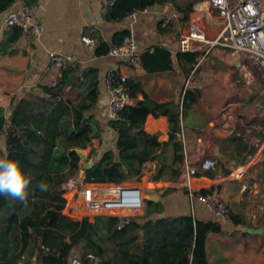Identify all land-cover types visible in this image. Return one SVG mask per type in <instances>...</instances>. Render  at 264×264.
<instances>
[{"label": "trees", "instance_id": "obj_1", "mask_svg": "<svg viewBox=\"0 0 264 264\" xmlns=\"http://www.w3.org/2000/svg\"><path fill=\"white\" fill-rule=\"evenodd\" d=\"M37 2L0 0V15L16 3L33 8ZM175 3L176 0H118L109 6L106 18L120 22L134 12L171 4L176 19L158 27L160 31L175 28L176 34L177 26L188 22L193 3L183 6ZM7 35L0 45V55L15 54L9 49L22 37V30L12 27ZM127 36L129 33L123 31L115 34L110 43L98 40L95 57L107 56ZM201 56L198 49L175 55L182 65L184 79L194 71ZM140 62L146 72L160 74L172 69V54L165 48L154 47L143 52ZM119 77L118 72L111 74L114 80ZM98 81L95 69L69 63L61 70L55 86H45L42 94L27 93L23 98H14L7 119L0 106V136L4 138L0 159L16 161L27 181L23 201L0 194V264H70L76 254L81 264H91L90 256L97 257L98 264H208L206 241L210 234L221 232L220 226L186 215L161 217V202L145 200L141 215L128 219L104 216L93 221L76 220L63 214L65 184L82 170L86 183H138L152 165L150 182H177L185 164L193 169V177L214 178L218 169L241 166L247 158L245 152L250 144L243 138H217L216 142L229 145L235 154L219 158L213 170H202L205 159H190L187 142L181 136L186 141L182 121L201 102L203 91L186 87L177 101L158 103L146 96L143 101H136V92L141 90L139 84L126 79L131 103L108 123L117 135L115 150L103 152L95 160L91 145L101 138L103 131L91 115L99 96ZM232 100H224V107L239 104L240 100ZM53 113L56 133L51 136L45 126L47 116ZM148 116L167 119L166 142L144 131ZM80 152H86L84 158L79 156ZM91 161L93 166L86 168ZM38 185L47 190L41 191ZM216 189L212 186L193 196H212ZM227 218L238 224L234 215L227 214Z\"/></svg>", "mask_w": 264, "mask_h": 264}, {"label": "crops", "instance_id": "obj_2", "mask_svg": "<svg viewBox=\"0 0 264 264\" xmlns=\"http://www.w3.org/2000/svg\"><path fill=\"white\" fill-rule=\"evenodd\" d=\"M187 1L192 2L193 6L186 24L195 21L202 26L197 14L202 8L210 11L216 20V12L205 0ZM182 4L183 0H176V6ZM20 5L16 3L10 10ZM108 8L105 0H38L31 9L34 20L44 28L41 36H22L9 49L15 52L14 55H0V106L4 109L5 118L10 116L14 98H23L27 93L42 94V88L57 81L61 70L49 64L46 54L50 51L73 55L75 63L85 69H95L98 73L99 96L91 115L98 120L103 131L101 138L93 140L91 145L95 160L101 153L115 150L117 135L108 126L109 95L106 87V79L114 68L119 76L139 84L141 90L136 92V101H143L146 96L151 101L165 103L177 101L186 87L202 90L201 102L194 105L182 121L186 141L183 135L181 137L183 142H187L189 158L216 162L219 158L230 157L235 154L232 147L220 144L216 139L234 136L250 144L245 152L247 158L244 164L224 166L218 169L214 178L188 175L187 169L190 168L187 166L177 182L148 181L153 168L151 165L143 172V182L131 184L142 189L144 200L154 198L155 203H162L161 217L186 215L220 226L221 232L210 234L206 241L208 264H264V72L257 69L247 55L233 54L224 49L229 55H216L209 62L201 56L194 65V71L184 79L182 65L175 57L179 52L175 28L160 31L158 27L160 24L166 25L165 15L174 9L173 5L131 14L120 22L107 20ZM8 11L0 15V45L5 43L8 36L9 28L3 24ZM123 31L128 32L142 49H167L172 54V69L160 74L148 73L141 62L126 67L109 54L95 57L98 40L110 43L115 34ZM84 37L92 40L93 46L84 44ZM197 49L200 50L201 46H197ZM191 77H194V81L190 82ZM213 78L224 81L223 90L219 91L215 84L212 86ZM218 95H225L227 99H233L232 102L238 99L239 104L230 103L224 107V102H220L223 99ZM238 106L242 107L239 109ZM55 125L56 115H48L45 129L51 136L56 133ZM144 131L148 135H158L160 142H166L167 119L148 116ZM3 148L4 138L0 136V149ZM212 186L217 189L207 198L216 197L219 200L225 211L223 217L217 216L207 204L197 201V197L193 200L190 197ZM169 189L173 190L165 195ZM227 214L234 215V221L237 220L238 224L229 220ZM73 219L81 220L79 217Z\"/></svg>", "mask_w": 264, "mask_h": 264}, {"label": "built area", "instance_id": "obj_3", "mask_svg": "<svg viewBox=\"0 0 264 264\" xmlns=\"http://www.w3.org/2000/svg\"><path fill=\"white\" fill-rule=\"evenodd\" d=\"M118 0H105L109 7ZM206 4L217 14L216 24L219 31L215 39L209 41L203 29L195 22L190 23L186 33L181 35L178 42L179 52H192L197 46L209 45L210 47H221L229 50L233 54H249L255 58V65H261L264 71V5L260 0H205ZM138 12L132 13L137 15ZM174 10L165 15V24L176 19ZM3 24L8 27H18L22 30V36L38 38L43 33V26L34 20L31 8L20 5L17 9H12L6 14ZM84 44L93 46V41L89 38H82ZM152 50V49H149ZM145 49H142L137 42L127 36L123 39L122 45L113 48L109 55L119 59L126 67H133L140 63L141 56ZM206 54L203 55L205 57ZM50 65L58 70H62L65 65L75 63V57L70 54H61L50 51L46 54ZM111 71L106 79V87L109 95L108 120L114 121L117 114L125 106L130 105L126 78L120 76L114 80ZM57 81H53L50 86H55ZM1 158V150H0ZM216 167L214 160L205 159L201 164L204 171L213 170ZM187 174L192 175L193 170L187 169ZM65 207L63 214L67 217H79L80 219L104 216H116L128 219L142 213L144 207V194L142 189L131 183L121 184H95L86 183L79 176L70 179L65 184L63 193ZM193 200L195 197L190 196ZM197 201L207 204L217 216L225 215L216 197H197ZM77 210H80L78 212ZM76 213V214H75ZM91 264H98L99 259L94 256L89 257ZM70 264H81L80 260L73 259Z\"/></svg>", "mask_w": 264, "mask_h": 264}, {"label": "rangeland", "instance_id": "obj_4", "mask_svg": "<svg viewBox=\"0 0 264 264\" xmlns=\"http://www.w3.org/2000/svg\"><path fill=\"white\" fill-rule=\"evenodd\" d=\"M185 1H187V0H183V4L182 5H185L187 2H189V1H187L186 3H185ZM262 3H263V5H264V0H260ZM185 3V4H184ZM202 8V7H201ZM196 13V12H195ZM197 14H198V16L201 18V20H202V23L203 24H201L202 26H200L198 23V25L203 29V31L205 32V35H206V38L209 40V41H211V40H213L214 38H215V36L217 35V33H218V31H219V26L216 24V20H215V17L213 16V14L210 12V11H207V9L205 10V9H199V12H197ZM195 22V21H194ZM196 23V22H195ZM188 26H189V24H184V25H182V26H177V31H176V37H177V41L179 42V37H181L180 36V34H182L183 35V32L185 31V30H187L188 29ZM200 52L202 53V56L204 55V54H206V56H205V59H207V61L208 60H210V61H212L213 60V57L214 56H216V55H229V52H227L226 50H224V48L222 49L221 47H210L209 45H204V46H201V49H200ZM237 55H243V54H237ZM245 55H247L248 57H249V60L254 64L255 63V58H251L250 56H249V54H245ZM206 61V62H207ZM204 63V64H207V63ZM209 62V61H208ZM204 64H203V66H204ZM209 64V63H208ZM257 64H258V66H256V68L257 69H259V70H261L262 72H264L263 71V69H262V67H261V65L258 63V61H257ZM206 66V65H205ZM215 75L217 74V72H213ZM194 81V77H193V79H192V77H191V80H190V82L191 81ZM238 81H240L239 79H238ZM224 81L223 80H221V79H219V80H214V78H213V82H212V86H213V84H215V86H217V88H218V90L220 91V90H223V89H221V88H224L223 86H222V83H223ZM211 84V83H210ZM218 98H221V99H223V100H221L220 102H223L224 100H227V96H225V95H223V96H221V95H218ZM84 155L86 154V152H82ZM186 167H187V165L185 164L184 166H183V168H182V171H185L186 170ZM143 177H145V174H143V176H142V178H141V180H140V182H138V183H141V182H143ZM150 177V176H149ZM149 179V178H148ZM149 181V180H148ZM132 183H137V182H132ZM145 201V200H144ZM141 215V214H140ZM90 221H93V219H90ZM73 259H78V255L76 254V255H74V257H73Z\"/></svg>", "mask_w": 264, "mask_h": 264}, {"label": "clouds", "instance_id": "obj_5", "mask_svg": "<svg viewBox=\"0 0 264 264\" xmlns=\"http://www.w3.org/2000/svg\"><path fill=\"white\" fill-rule=\"evenodd\" d=\"M27 181L19 164L10 159H0V194L23 201ZM41 191H46L44 185H38Z\"/></svg>", "mask_w": 264, "mask_h": 264}, {"label": "water", "instance_id": "obj_6", "mask_svg": "<svg viewBox=\"0 0 264 264\" xmlns=\"http://www.w3.org/2000/svg\"><path fill=\"white\" fill-rule=\"evenodd\" d=\"M79 156H80L81 158H84V154H83L82 152L79 153ZM92 166H93V162L91 161V162L88 163V165L86 166V168H90V167H92ZM83 176H84V171L82 170V171L80 172V174H79V177H80V178H83ZM150 200L153 201V202H156V199H154V198H151ZM263 232H264V230H263Z\"/></svg>", "mask_w": 264, "mask_h": 264}]
</instances>
